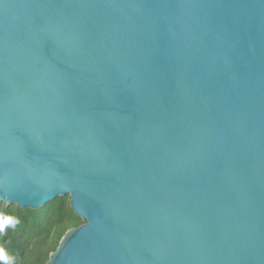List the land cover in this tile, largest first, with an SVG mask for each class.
<instances>
[{"label": "water", "instance_id": "1", "mask_svg": "<svg viewBox=\"0 0 264 264\" xmlns=\"http://www.w3.org/2000/svg\"><path fill=\"white\" fill-rule=\"evenodd\" d=\"M67 196L46 264H264V0H0V204Z\"/></svg>", "mask_w": 264, "mask_h": 264}, {"label": "trees", "instance_id": "2", "mask_svg": "<svg viewBox=\"0 0 264 264\" xmlns=\"http://www.w3.org/2000/svg\"><path fill=\"white\" fill-rule=\"evenodd\" d=\"M19 220L15 228L0 233V246L16 257L17 264H46L64 235L84 224L75 214L70 197H59L45 207L32 210L0 204V215Z\"/></svg>", "mask_w": 264, "mask_h": 264}, {"label": "clouds", "instance_id": "3", "mask_svg": "<svg viewBox=\"0 0 264 264\" xmlns=\"http://www.w3.org/2000/svg\"><path fill=\"white\" fill-rule=\"evenodd\" d=\"M19 220L11 215H0V233L9 227L15 228ZM0 264H17L16 257L9 254L5 247L0 246Z\"/></svg>", "mask_w": 264, "mask_h": 264}]
</instances>
